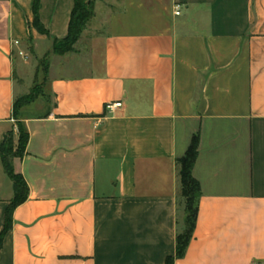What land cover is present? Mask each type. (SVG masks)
I'll list each match as a JSON object with an SVG mask.
<instances>
[{
	"label": "crops",
	"instance_id": "crops-1",
	"mask_svg": "<svg viewBox=\"0 0 264 264\" xmlns=\"http://www.w3.org/2000/svg\"><path fill=\"white\" fill-rule=\"evenodd\" d=\"M74 1L40 0L46 35L34 0H0V144L30 56L49 54L53 100L24 119L29 140L13 165L28 197L6 230L15 190L0 157V264H167L176 160L194 135L202 197L174 264H264V0H116L108 30L88 23L58 54Z\"/></svg>",
	"mask_w": 264,
	"mask_h": 264
},
{
	"label": "trees",
	"instance_id": "trees-1",
	"mask_svg": "<svg viewBox=\"0 0 264 264\" xmlns=\"http://www.w3.org/2000/svg\"><path fill=\"white\" fill-rule=\"evenodd\" d=\"M97 0H75L74 7L69 21L68 34L62 38L53 40V51L58 54H65L75 50V45L86 29L88 23L95 14V3ZM34 20L33 26L41 34L49 35L48 29L42 23L40 18V0H34L33 5ZM47 77L49 69L48 55L40 59ZM35 99L34 94H29L15 100L14 115L22 103L32 102ZM18 133L10 130L0 144V157L4 169L14 183L15 194L6 211L5 230L9 227L12 219V213L16 206L23 203L28 197V184L22 174L14 170L13 161L16 157H22L26 152L29 132L22 122H18ZM16 135L18 138L16 139ZM199 136L194 135L192 142L186 153L176 160V169L179 177L178 191V234L176 244V254L167 258V264H174L176 258L184 256L186 249L194 236L197 225L202 189L200 182L193 174L194 165L198 157ZM185 199L183 207L180 204V197ZM3 233L0 234V248L2 245Z\"/></svg>",
	"mask_w": 264,
	"mask_h": 264
},
{
	"label": "rangeland",
	"instance_id": "rangeland-1",
	"mask_svg": "<svg viewBox=\"0 0 264 264\" xmlns=\"http://www.w3.org/2000/svg\"><path fill=\"white\" fill-rule=\"evenodd\" d=\"M105 2L106 6H104V10L95 13V16H93V18L90 20L89 26L91 28H94L95 26L100 24V30H108V21H106V14L109 11L108 8L112 6L110 5V3L112 2L113 7H117L118 1L105 0ZM43 53L44 50L42 47H40L38 50V55L42 56ZM29 60L30 63L26 64L25 70L19 77V83L21 84L22 90L21 93L16 97V99L27 96L29 94H34L35 99L32 102L22 103L18 107L17 113L15 115L13 114V128L16 133H18V122H22L24 124V119L28 116L45 115L51 109L53 104L52 96L49 92L47 77L44 73L42 65L40 64V59L34 56H30ZM15 138L17 139L18 136L16 135ZM184 203L185 199L181 196L180 204L182 207Z\"/></svg>",
	"mask_w": 264,
	"mask_h": 264
},
{
	"label": "built area",
	"instance_id": "built-area-1",
	"mask_svg": "<svg viewBox=\"0 0 264 264\" xmlns=\"http://www.w3.org/2000/svg\"><path fill=\"white\" fill-rule=\"evenodd\" d=\"M180 13H181L180 6L177 5V6H176L175 14L178 15V14H180ZM15 43L18 44L19 41H16ZM20 54L23 55L24 53H23V52H20ZM122 105H123L122 102H109V103L106 104V108H107L108 111L113 112V111H115L117 108L121 107Z\"/></svg>",
	"mask_w": 264,
	"mask_h": 264
}]
</instances>
